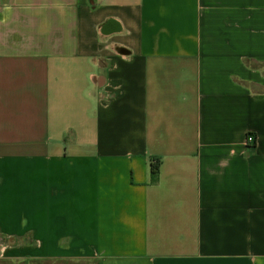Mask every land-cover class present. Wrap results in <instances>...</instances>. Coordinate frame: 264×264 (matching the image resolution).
Returning a JSON list of instances; mask_svg holds the SVG:
<instances>
[{"label": "crops", "instance_id": "1", "mask_svg": "<svg viewBox=\"0 0 264 264\" xmlns=\"http://www.w3.org/2000/svg\"><path fill=\"white\" fill-rule=\"evenodd\" d=\"M0 258L264 264V0H0Z\"/></svg>", "mask_w": 264, "mask_h": 264}, {"label": "rangeland", "instance_id": "2", "mask_svg": "<svg viewBox=\"0 0 264 264\" xmlns=\"http://www.w3.org/2000/svg\"><path fill=\"white\" fill-rule=\"evenodd\" d=\"M0 264H47L45 262H31V261H25V262H18V261H5L2 258H0Z\"/></svg>", "mask_w": 264, "mask_h": 264}, {"label": "built area", "instance_id": "3", "mask_svg": "<svg viewBox=\"0 0 264 264\" xmlns=\"http://www.w3.org/2000/svg\"><path fill=\"white\" fill-rule=\"evenodd\" d=\"M246 143H247V145L248 144H250V145H252L253 143H254V139H253V137L252 136H247V138H246ZM153 165H154V163H153Z\"/></svg>", "mask_w": 264, "mask_h": 264}, {"label": "trees", "instance_id": "4", "mask_svg": "<svg viewBox=\"0 0 264 264\" xmlns=\"http://www.w3.org/2000/svg\"><path fill=\"white\" fill-rule=\"evenodd\" d=\"M151 168H152V174H153V176L156 174V170H157V168H156V166L155 165H151Z\"/></svg>", "mask_w": 264, "mask_h": 264}]
</instances>
